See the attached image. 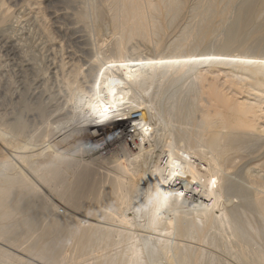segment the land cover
I'll list each match as a JSON object with an SVG mask.
<instances>
[{"label":"bare ground","instance_id":"1","mask_svg":"<svg viewBox=\"0 0 264 264\" xmlns=\"http://www.w3.org/2000/svg\"><path fill=\"white\" fill-rule=\"evenodd\" d=\"M225 1L222 2L225 5L223 9L216 0L209 1L210 4L205 6L202 16L206 19V24L199 28L200 35L207 33V26L211 25L215 16L224 17L230 3V0ZM256 4L255 0L243 3L241 14L235 27L233 26V33L246 24L249 27L252 25V18L251 25L247 21L250 10ZM109 5L113 13V28L119 32L114 41L118 60L113 59L103 64L92 84H87L86 87L78 85L74 97L72 96V104L82 108L85 115L83 119L79 118L81 125L74 131H85L82 141L85 140L86 151L93 152L92 159L82 165L79 159L68 156L66 152L70 149L67 147L62 151L52 152L50 148L57 147L61 138L48 144L39 142L40 146L31 144V148L29 143L23 144L20 139L16 141L14 148L25 149L22 151L24 154L11 155L22 168L17 167V163L11 159L4 166L12 173H0V240L17 248L28 243L23 248L27 253L35 251V257L49 259L48 262L53 264H74L80 256L87 253L93 256L92 262H87L88 264H147L140 245L144 244L142 240L147 241L150 237L143 239L147 234L133 233V221L122 210L130 208L132 199L133 187L131 190L126 182L127 175H136L137 171L151 166L153 169L149 170L150 178L147 180L148 204L144 209V215L148 217L146 225L155 232L157 242L152 255L146 252L151 256V262L159 264L161 260H165V264H202L206 260V251L194 244L196 241L207 242L208 234L213 230L211 245L222 243V233L227 231L233 242L227 241L225 248L228 250L236 247L235 253L239 261L244 264H264V57L260 54L251 57L244 50L246 55L242 52L236 56L220 55L215 63L222 64L223 68L230 66L228 68H232V71L237 69L238 73H229L222 80L218 75L209 77L198 72L188 91L189 97H184L179 104L176 103L177 106L174 104L167 109V115L159 117V120L158 115L161 114L155 100L157 92L152 100L145 98V93L150 89L149 81H154L157 73L164 77L174 71L177 74L184 73L194 66L206 63L205 58L214 57V54L179 53L169 57H129L128 44L137 37L150 43L157 42L163 29L161 15L166 13L175 19L182 4L179 0H111ZM202 7L200 12L203 11ZM173 44L176 51L189 45L184 40ZM10 48L13 55H19L14 44L11 43ZM258 51L260 52L259 49ZM25 66L31 68L30 62H26ZM218 74L220 75L219 71ZM73 109L70 121L77 117L78 109ZM161 127L169 132V140L164 138L167 142L159 149L160 137L165 133L164 130L160 131ZM120 139L126 142L121 148L109 149L105 145ZM158 149L161 150L160 154H157ZM99 169L100 172L97 171ZM26 171L32 173L36 180ZM87 177H91L89 188H85L88 192L77 208L82 216L88 217V221L84 222L85 225H77L78 218L74 214L59 213L58 204L49 198L47 189L59 191L54 186L56 183L70 189L86 181ZM213 180L216 181L215 184L212 183ZM69 196V200L73 201L79 198V193L75 191ZM36 199L41 201L38 206L47 209L34 211L37 209V205L33 204ZM119 209L120 217L116 216ZM248 211L252 216L253 212L257 215L256 221ZM75 213L78 214V211ZM44 219H49L45 227V223H41ZM70 219L73 222L75 220L77 225L73 234L69 233L73 237L71 239L76 238L70 253L72 255L62 248L66 243L63 245L59 235L63 233H56ZM35 234L40 237L38 240L42 241L41 244L30 242ZM66 239L70 240V237ZM15 242L21 245H16ZM257 244L262 245L258 247ZM116 247L122 249L112 252ZM97 249L101 252L94 255ZM63 251L66 255L60 261L59 257L65 254H62ZM213 259H210V264H213ZM9 261L34 264L0 246V264Z\"/></svg>","mask_w":264,"mask_h":264},{"label":"rangeland","instance_id":"2","mask_svg":"<svg viewBox=\"0 0 264 264\" xmlns=\"http://www.w3.org/2000/svg\"><path fill=\"white\" fill-rule=\"evenodd\" d=\"M179 1L182 5L175 19L166 13L161 15L160 23L162 24L163 29L156 39L157 42L153 41L152 44L146 39L137 37L133 39L130 44H128L129 53L127 55L129 57H152L159 55L169 57L179 53L185 55L205 53L204 55L207 54L208 56L209 54H211V56L214 54V57H210L209 59L205 58V61L207 59L206 63H201L200 65H197L198 67L194 66L192 69H188L184 73L179 72V74L181 73L180 75L175 71L165 77L157 73V75H155L157 78L155 77L154 81L152 80L153 83L152 81H149L150 84L148 85H150V89L147 93H145V98L152 100L154 94L157 92L155 94V100L161 114L160 116L158 115V119L159 117L164 118L167 115L168 110L174 106V104L177 106L176 103L179 104L181 99L188 96V91L191 88V85H193L195 76L198 72L207 74L209 77H212L211 75H218L219 78L222 77V80H225L226 75L229 73H238L236 72L238 71L237 69H233L232 71V68H228L230 66L223 68L222 64L215 63L217 62L215 59L220 58V55L224 56L229 54L236 56L238 54L241 55L242 53L243 55H246L244 52H247V55L251 57L259 54L260 56L264 57V43L262 44V41L264 42V2L262 1L264 0H261V2L260 0H255V4H257L254 6V9L253 7L251 9L252 12L253 10H257L253 12L254 14H252L250 10L251 14L250 16L248 15L249 21H247V23L250 22V19L252 18V25L251 22L248 23L251 25L250 27L253 26L252 28L246 24L247 27L244 25L245 27L242 26L233 33L232 30H234L238 17L241 14L243 3L245 4V2L248 0H230L228 9L226 10L227 12L224 17L222 18V16L218 15L215 16L211 22V25L207 26V33L205 32L206 34L204 35H200L199 28L204 27L206 24V19L202 15H204L203 12L207 5L210 4L209 1L212 2V0ZM216 1L221 3V8L223 9L225 6L222 3L223 0ZM110 2L111 0H0V173L9 171V173H12L11 170H6L4 166V163L11 159L17 163V167L22 168V165L13 159L11 155V153L21 154L23 150L25 151V149L14 148L13 145L19 139V141H21L23 144L29 143V147H32L33 145L31 144H38L40 146V144L43 142L44 144H48L50 141L55 142L61 138V141L65 140V143L61 141L59 142L60 144L57 143V147L50 148L52 152L55 150L62 151L65 149V147H67L70 149L66 152L68 153V156L77 160L79 159V162L82 165L91 161L93 152L86 151L87 149H85L86 147L84 146L85 140L84 142L82 141L83 136H85V134L83 135L85 131H81L79 133H75L74 131L81 125L79 120L83 119L85 115L84 112L81 111L82 108L79 107V109L77 106H75V104H72V99L78 85L82 84L85 87L87 84L91 85L93 82L92 80H95V77L103 64H106L113 59L118 60V51L114 41L117 40L116 36L118 37L119 32L113 28V21H111L113 20L111 14L113 13L110 9ZM200 7L203 8L202 12H200ZM240 29L243 30L240 31ZM230 32H232V36L230 35ZM260 35H263V38H261ZM233 37H235V39ZM183 40L189 43V45L185 46V49H182L181 51H176L173 49L172 46L174 45V42H181ZM259 40L262 41L260 42ZM230 41H232V44ZM6 43H9L10 45L11 43L14 44L18 48L19 55H13L12 51L10 50V45ZM26 62H30L31 68H27L25 66ZM218 71L220 72V75L218 74ZM222 71H225L226 74ZM156 84L158 85L156 86ZM159 89L161 91H159ZM79 103L81 104V101ZM72 109H78L76 111L77 117L74 118L75 120L70 121L69 117L72 116ZM78 112H80L81 116L78 115ZM161 130L163 131L164 128L161 127L160 131ZM70 131L73 132L71 133ZM164 131L166 134L163 132L160 137L161 143L158 147L159 149L164 147V143L166 144L167 142L165 141L166 139L169 140L167 138L169 136V132L166 129ZM125 143L126 142L123 139H120L113 140L111 143H106L105 145L109 146V149H117L125 146ZM72 145H75V148ZM162 145L163 147H161ZM159 149L157 150V154L161 153V150ZM49 152L51 153V151ZM104 153L105 151L103 152V155ZM97 165L95 164V167H97ZM101 169L103 168L101 167ZM146 169V171H137V176L135 174L133 175L134 177L136 176V178L131 175H127L128 177L126 182L130 186L131 190L133 187L131 194L132 196L134 194V196H131L132 199L130 208L126 211V209L123 207L124 209L122 211H125L124 213H126V215L128 214L127 216H129V218L133 221L134 226L132 225L131 229L133 233L135 231V234L137 235L147 234L143 239L150 237L149 239H146L149 242L142 240L145 245L141 241L140 243L144 246L140 245V247L142 250H144L143 256L147 264H156L150 261L151 256H149L152 255V251L157 247L155 232L151 230L152 228H149V225H146L148 223V217L146 218V214L144 215L146 206L148 204L146 201L149 195V186H147L149 185V182H147V180L149 181V173L153 167L149 166V168ZM93 170L95 171L96 169L93 168ZM97 171L100 172V169ZM26 173H28L31 177L32 173L28 171H26ZM32 177L36 180L33 175ZM89 180H91V177L86 181H82L78 186L76 185L70 189H67L66 185L61 186L60 183H56L54 185L53 183V185L56 186L59 191H50V189H47L49 192L46 191L49 198L51 197V200L58 204L59 213H71L78 218V220H76L78 223L77 225H85V223L88 221V217H85L84 215L82 216V214H80L81 211L77 208V206L84 201L83 198H85V195L88 192L86 190L89 188L88 184H90ZM40 183L42 184V182ZM41 184L40 186H42ZM75 191L79 193V198L70 201L69 195ZM34 202V205H39V202L41 203V201L39 200L38 202L37 199L36 202ZM38 205V210L36 209L34 211H42V209H47ZM77 211L81 216L75 213ZM119 213H121V209L118 210V214L116 213V216L120 217ZM249 213L251 215V212ZM251 217H254V220L256 221L257 215L254 212L253 216L251 215ZM116 218L115 220L118 219ZM44 220H46V222H43ZM44 220H42L41 223L42 225L45 223L43 225L45 227V225H48L47 223L49 222V219ZM70 221L72 220H68V222H65L66 224H62L61 226V228H63L68 224V227H65L64 229L59 228V230H56V233L57 235L63 233V236L59 235V237L62 238L63 245L66 243L62 248L65 252H67V254L69 252V255H72L70 253H72V246L75 244L76 238H74L75 240L71 239L72 236L70 234H73L72 231L77 225L75 224V220L74 222L72 221L73 223ZM70 226L73 227L70 228ZM63 231H65V233ZM148 231L150 232L149 234ZM53 233L56 234L55 231ZM212 233L213 230L208 234L209 237L207 238V242L196 241L194 244V246L197 245L196 247L206 251V260H204V263L202 262V264H210V262H212L210 259H213V257L216 259H213V264H244L242 261L238 260V257L235 253V246L237 245L234 246L235 248H228L229 251L226 249V244L229 241L233 242V238L229 232V234H227V231L222 233L221 241H223V244L220 242V247L219 245L215 244L211 245L210 239H212ZM38 234H35V237L31 239V243L41 244L42 241L38 240V238L40 239ZM64 234L67 235L65 236ZM68 234L70 236H68ZM226 236L227 238H225ZM69 237L70 240H67L66 238ZM173 238L174 237H172V239ZM256 240L260 241L258 239ZM17 243L15 242L16 245L20 244ZM8 244L9 243L0 240V246L2 248L16 253L27 261H30L34 264H53L48 262L49 259H39L37 256L35 257V251L32 252V254L31 252L27 253L28 251L24 250L23 248L26 247L28 243H24V246L22 245L20 248H17L14 245L12 246V244ZM261 245L262 244L259 246ZM122 247H116V249H112V252H116L115 250H119L118 248L122 249ZM64 251L62 254L65 253ZM96 251H98V249ZM96 251L94 252V255H98L100 254L99 252H101ZM65 255L66 253L62 255L61 258L59 257L60 261L63 259V257H65ZM91 255L92 254L87 253L83 256H80L78 260L74 262V264H88L89 262H92L93 256ZM66 261L69 262V259H66ZM14 262L15 261H9V263L4 262V264H14ZM165 262V260H161L159 264H165ZM1 263L3 264V262ZM15 264L18 263L15 262Z\"/></svg>","mask_w":264,"mask_h":264},{"label":"snow or ice","instance_id":"3","mask_svg":"<svg viewBox=\"0 0 264 264\" xmlns=\"http://www.w3.org/2000/svg\"><path fill=\"white\" fill-rule=\"evenodd\" d=\"M212 183H213V184H215V183H216V181H215V180H213V181H212Z\"/></svg>","mask_w":264,"mask_h":264}]
</instances>
